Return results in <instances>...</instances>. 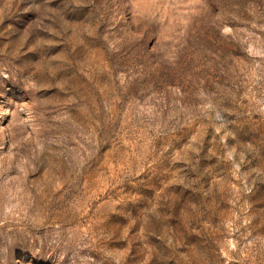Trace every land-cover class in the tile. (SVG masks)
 <instances>
[{
    "label": "rangeland",
    "instance_id": "1",
    "mask_svg": "<svg viewBox=\"0 0 264 264\" xmlns=\"http://www.w3.org/2000/svg\"><path fill=\"white\" fill-rule=\"evenodd\" d=\"M0 264H264V0H0Z\"/></svg>",
    "mask_w": 264,
    "mask_h": 264
}]
</instances>
